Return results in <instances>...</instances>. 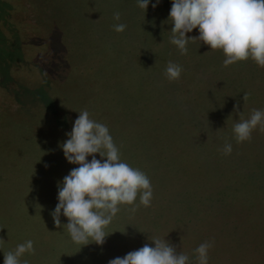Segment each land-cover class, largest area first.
Segmentation results:
<instances>
[{"label": "rangeland", "instance_id": "374dc122", "mask_svg": "<svg viewBox=\"0 0 264 264\" xmlns=\"http://www.w3.org/2000/svg\"><path fill=\"white\" fill-rule=\"evenodd\" d=\"M170 8L171 0L146 12L136 0H0V214L15 215L16 202L36 198L30 211L54 223L57 181L77 167L59 144L83 110L108 126L121 160L144 172L153 190L150 206L139 196L135 212L120 206L103 245L73 242L61 216L51 249L25 253L22 264H108L118 248L125 255L164 237L191 264L206 241L208 264H264V131L240 143L233 133L264 109V67L250 58L224 66L222 50L199 41L181 54L165 21ZM115 12L123 32L112 27ZM169 61L183 68L177 80L164 75ZM18 169L41 176L25 181ZM15 221L0 248L13 251L33 236L32 223Z\"/></svg>", "mask_w": 264, "mask_h": 264}, {"label": "clouds", "instance_id": "9594fccd", "mask_svg": "<svg viewBox=\"0 0 264 264\" xmlns=\"http://www.w3.org/2000/svg\"><path fill=\"white\" fill-rule=\"evenodd\" d=\"M136 2L146 12L150 3L156 8L161 0ZM113 20V29L123 32L126 24L120 22L119 12L113 14ZM165 21L172 25L171 43L181 54L187 53L190 40L199 41L200 46L202 42L210 50H222L224 66L250 58L258 67H264V0H171ZM194 29L198 35H186ZM182 71L181 65L169 61L164 75L174 81ZM78 113L71 130L65 133L67 139L59 144L66 161L77 167L57 181V203L51 216L58 227L62 225L61 216L67 218L63 225L67 226L73 242L82 246L103 245L109 235L105 227L120 211V206L131 205L132 212L139 205L150 206L153 190L144 172L121 160L108 126L92 119L87 110ZM258 127L264 131V109H253L249 118L234 124L236 142L249 140ZM223 152L230 154L232 144L226 143ZM150 241L151 244L145 243L122 257L110 259L108 264H191L189 255L178 252L165 237ZM4 242L0 238V245ZM212 246V241H206L194 250L197 264H208ZM34 251V242L29 239L3 254V264H22L21 257ZM23 264H29L28 260H23Z\"/></svg>", "mask_w": 264, "mask_h": 264}, {"label": "trees", "instance_id": "16d2710c", "mask_svg": "<svg viewBox=\"0 0 264 264\" xmlns=\"http://www.w3.org/2000/svg\"><path fill=\"white\" fill-rule=\"evenodd\" d=\"M56 8H58L59 10H60V5L59 6H57ZM80 15H86L87 16V18H88V14H89V11H88V9H87V7L86 6H81L80 5ZM25 40V39H24ZM0 110H2L3 111V108H0ZM19 113H23V112H19ZM14 128H10V130H8L9 132H13L12 130H13ZM3 152H6V151H3ZM39 172L38 170H33L31 173H29V172H27V170H24V169H18V170H15V175H17V176H22V178L24 177V179H25V181H27V178H30L31 177V179H36V180H39L37 177H39V175L40 174H38V173H36V172ZM41 176V175H40ZM23 179V180H24ZM25 186V187H24ZM24 187V188H23ZM26 188H27V185H26V182L24 183H21V185H20V189H24V190H26ZM19 189V190H20ZM19 190H17V193H18V191ZM36 199V198H35ZM35 199L33 198V200H32V202L31 203H29L30 202V198H29V200L27 201L26 200V203L25 202H23L22 204H20L19 205V203L18 202H16V206H18V207H20V212L19 213H16L15 212V215L14 214H11V215H8L7 213H8V208H7V206H6V211H7V213H3V214H0V235H1V237H2V235L4 234V232H5V230H6V228H9V226H10V224H12V222H14L15 220H16V218L18 219V220H22V221H26L27 220V222L26 223H24L26 226H28L29 227V225H30V223H32L33 225H34V234H33V238L31 237V238H29V239H31V240H34L35 241V243H36V245H35V247H34V249H35V251H38V248L39 247H47L48 249H51V244H54L55 242H56V237L58 236V235H60V230L59 229H56V227H55V225H54V223H50V222H47L46 221V218L47 217H45V216H43L42 214H40V213H38V211L37 210H35L34 208V210H32V211H30V207L31 206H34V203L37 205V203H38V201L37 202H34L35 201ZM13 203H14V201H12ZM34 202V203H33ZM24 203H25V205H24ZM2 205H4V203L2 202ZM17 207V208H18ZM33 212V213H32ZM35 214H38L39 215V217L41 218V220H39V221H37V217L35 216ZM151 216H149V218H150ZM29 219H32L31 220V222L29 221ZM15 223H16V221H15ZM39 224H43V226H45V229H46V233H45V235H43V237L41 236V234H40V232L38 231V227L40 228V226H39ZM145 224H148V222L146 221V223ZM57 228H60V227H57ZM22 234H24V232L23 233H21V235ZM4 236V235H3ZM36 238H41L42 240L43 239H45V243H43V244H40V241L38 240V241H36L35 239ZM229 239V238H228ZM20 241V240H19ZM48 249H47V251H48ZM45 250V249H44ZM9 251H12L11 249H8L7 247L5 248H0V261H2V263H3V259H4V256H3V254H7ZM43 251V250H42ZM107 254H109L110 256H112L111 254H110V252H108L107 251ZM118 256H120V257H122V256H124V250H122V249H120V248H118V251H117V256L116 257H118ZM105 257H108V255H105L101 260H100V262L101 263H103V261H104V258ZM23 259V258H22ZM21 259V260H22ZM104 264V263H103Z\"/></svg>", "mask_w": 264, "mask_h": 264}]
</instances>
